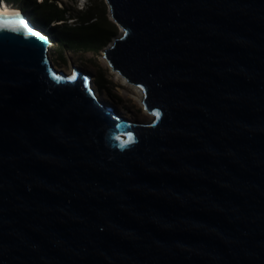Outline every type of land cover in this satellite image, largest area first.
<instances>
[{
    "label": "water",
    "instance_id": "obj_1",
    "mask_svg": "<svg viewBox=\"0 0 264 264\" xmlns=\"http://www.w3.org/2000/svg\"><path fill=\"white\" fill-rule=\"evenodd\" d=\"M103 2L149 123L0 14V264H264V0Z\"/></svg>",
    "mask_w": 264,
    "mask_h": 264
},
{
    "label": "rangeland",
    "instance_id": "obj_2",
    "mask_svg": "<svg viewBox=\"0 0 264 264\" xmlns=\"http://www.w3.org/2000/svg\"><path fill=\"white\" fill-rule=\"evenodd\" d=\"M39 2L40 0H35ZM56 3L58 8H63L66 18V23L72 25L74 18L77 16V12L85 11L91 8V12L94 14V18L100 19L104 15L115 28L116 35L121 32V30L109 19L107 7L103 0H51ZM18 5H14L17 9ZM25 10L22 11L28 19L42 31H44L50 39L49 45V56L52 66L65 72L66 74H71L73 69H77L89 75L93 83L92 89H96L99 94V98H103L105 95L109 97L115 104L117 108H123L126 112L125 116L129 121H138L140 123H149L152 121L153 116L149 114L146 120L140 118V114L143 111L138 107L133 101V97L136 96L134 88L126 85H121L119 82L114 81V74L106 66L107 61L105 60L102 50L98 54H93L90 52H69L63 51L62 60L57 61L54 59V51L57 48L55 43L53 32L51 31L54 25L60 22H41L34 18V13L32 12V1L26 0L24 4ZM33 16V17H32ZM72 18V19H69ZM112 38L109 40L112 42ZM110 42L108 44H110ZM107 44V45H108ZM141 119V120H140Z\"/></svg>",
    "mask_w": 264,
    "mask_h": 264
},
{
    "label": "trees",
    "instance_id": "obj_3",
    "mask_svg": "<svg viewBox=\"0 0 264 264\" xmlns=\"http://www.w3.org/2000/svg\"><path fill=\"white\" fill-rule=\"evenodd\" d=\"M32 1L34 18L41 22H60L51 29L57 48L54 59L62 60L63 51L90 52L98 54L116 35L114 26L102 15L100 19L94 18L91 8L77 12L72 25L66 23L65 11L58 8L51 0ZM10 6L18 5L21 11L25 10L26 0H0ZM33 17V16H32ZM72 19V18H69Z\"/></svg>",
    "mask_w": 264,
    "mask_h": 264
},
{
    "label": "bare ground",
    "instance_id": "obj_4",
    "mask_svg": "<svg viewBox=\"0 0 264 264\" xmlns=\"http://www.w3.org/2000/svg\"><path fill=\"white\" fill-rule=\"evenodd\" d=\"M22 13L23 12L20 9L12 7L8 4H6L5 2L0 3V14L1 15L2 14L3 15H22ZM106 66L114 74V81L119 82L121 85H126V86H129L131 88H134V92H135L136 96L133 97V101L135 102V104L138 107H140L143 110L140 114V118L143 120H146L149 117V114L143 108V92L138 87L127 83V81L121 75H119L116 71H112V69L110 68V66L108 64H106ZM54 68H55V66H54ZM55 70H57V69L55 68ZM57 71H59V70H57ZM92 85H93V83H92ZM92 87H94V86H92ZM94 96L98 100H100V101L104 102L105 104H108L111 107H113L114 110L116 111V113L119 115V117H122V118L127 120V117L125 116L126 112L124 111V109L123 108H117L115 106L114 102L109 97H107L105 95L103 98L100 99L99 94L97 93L96 89H94Z\"/></svg>",
    "mask_w": 264,
    "mask_h": 264
},
{
    "label": "snow or ice",
    "instance_id": "obj_5",
    "mask_svg": "<svg viewBox=\"0 0 264 264\" xmlns=\"http://www.w3.org/2000/svg\"><path fill=\"white\" fill-rule=\"evenodd\" d=\"M3 24L5 26L7 25H12V27L14 28H27V25L24 23L23 20H16V21H3ZM28 31L32 34V35H35V36H38L39 33H35V32H31V29H28ZM154 116H158L159 113H153Z\"/></svg>",
    "mask_w": 264,
    "mask_h": 264
}]
</instances>
